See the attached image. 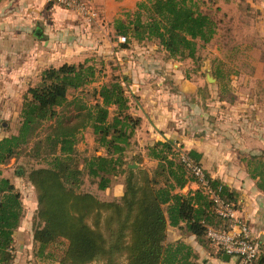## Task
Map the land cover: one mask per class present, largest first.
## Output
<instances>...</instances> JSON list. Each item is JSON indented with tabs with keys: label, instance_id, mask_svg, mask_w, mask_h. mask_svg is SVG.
I'll use <instances>...</instances> for the list:
<instances>
[{
	"label": "trees",
	"instance_id": "1",
	"mask_svg": "<svg viewBox=\"0 0 264 264\" xmlns=\"http://www.w3.org/2000/svg\"><path fill=\"white\" fill-rule=\"evenodd\" d=\"M114 28L119 39L157 41L166 58L174 60L195 59L200 42L207 44L217 34V23L196 0H142L134 12L116 18ZM126 41L119 40L121 48ZM93 61L44 69L23 95L17 133L0 139V165L17 158L30 145L31 158L48 159L47 166L32 168L28 174L37 196L33 223L37 256L56 264H120L122 258L126 264H199L191 244L183 239L168 240L169 226L195 235L204 248L223 253L207 237L209 228L226 227L210 195L203 188L182 192L197 179L181 160L177 142L157 141L149 147L148 156L156 161L152 172L129 166L128 147L140 119L129 111L130 100L122 82L115 78L103 82L95 89L96 103L75 95L97 81ZM59 108H67L69 113L61 114ZM85 130H91L104 153L86 158L82 168L76 145ZM189 154L202 165L197 151ZM141 159L136 160L138 164ZM261 167L260 163L256 166ZM84 172L101 190L124 175L123 194L107 201L83 192ZM206 173L218 194L237 207L236 193ZM22 218L20 192L0 174V264L12 263L14 235ZM244 263L264 264V248L257 259Z\"/></svg>",
	"mask_w": 264,
	"mask_h": 264
},
{
	"label": "crops",
	"instance_id": "2",
	"mask_svg": "<svg viewBox=\"0 0 264 264\" xmlns=\"http://www.w3.org/2000/svg\"><path fill=\"white\" fill-rule=\"evenodd\" d=\"M81 1L94 15L53 0H0L1 110L13 112L10 108H21L23 95L48 67L79 63L92 55L123 56L137 101L129 111L140 119L134 133L136 155L154 167L156 161L148 156V151L157 141L173 140L187 151H197L208 174L236 193L237 215L264 243V104L252 101L251 108H238V100L237 104L226 105L219 99L217 106L214 102L201 108L195 94L182 90L181 85L187 80L176 70L171 72L170 59L158 56L164 52L157 41H134L121 51L114 49L115 19L134 12L142 0ZM135 47H140V53ZM137 53L157 58L156 65L163 71L155 73L154 67L145 70L139 66ZM162 77H170L167 90L159 88L161 82H154ZM197 121H202V126ZM128 153L131 154L129 149ZM259 163L263 167L257 169ZM121 187L120 196L124 185ZM196 189L195 183L189 182L182 192ZM170 229L176 231L175 240L183 239L193 246L199 264H245L238 256L204 248L195 235L186 234L179 227L169 226Z\"/></svg>",
	"mask_w": 264,
	"mask_h": 264
},
{
	"label": "rangeland",
	"instance_id": "3",
	"mask_svg": "<svg viewBox=\"0 0 264 264\" xmlns=\"http://www.w3.org/2000/svg\"><path fill=\"white\" fill-rule=\"evenodd\" d=\"M196 1L200 9L212 16L217 23V34L207 44L200 42L195 59L169 60L172 64L169 67L171 68V72H175L176 70L183 79L187 80L182 83V90L188 94H195L200 100L198 102L202 105L201 108H206V103H210L211 105L216 102L215 106H217L219 99L224 100L223 104L226 105L237 104L238 100L241 104H237L238 108H251L252 101H254V104H264V0ZM88 10L93 12L90 8ZM118 37V34L113 36L116 41L114 47L116 51L121 49ZM134 41L127 37L125 46L132 44ZM139 43L141 44L142 42ZM133 49L137 52L140 51V47ZM146 49L149 48L146 47ZM133 54L136 53L133 52ZM158 56L162 57V59L164 58L163 60L166 58L165 52ZM135 57L139 59L137 60L140 63L139 66L145 68V70L154 67L153 71L155 73L163 71H161V67L156 65L155 59L157 58L154 56L146 58L139 54ZM92 58L98 70V79L93 84L86 86L83 91L76 92L75 95H78L89 104L96 103L98 99L95 95V89L100 88L103 82H108L115 78L119 79L125 86L126 94L130 100V108L132 106L135 108L137 101L131 91L132 78L125 65L123 56L118 57L116 54L109 56L103 54L99 57L92 55L86 59L91 60ZM173 64H177L179 67L175 68ZM208 74L214 78L213 81L208 80ZM219 76L222 77L221 80H219ZM169 79L170 77H162L161 81L154 80V82L155 84L161 82L159 88L167 90L166 87L170 88L168 85ZM258 91L259 93L257 94ZM185 95L187 96V94ZM73 96L74 94H71L69 98L72 99ZM8 109L6 110L8 111ZM10 109L13 112H5L3 108L2 110L0 108V137L17 133L19 129L21 108ZM70 109L73 111L74 106L71 105ZM59 110L61 114L69 113L67 108H59ZM114 112V109H111V116H113ZM198 124L202 126V121H197ZM135 140L133 136L128 147L131 152V154L127 153L128 162H132L130 164H137V167L143 164L142 168L152 172L153 165L144 158V160L141 159L140 164L137 163L139 157L136 158L138 156L136 155L138 154V148L135 146L137 145V141ZM175 148L181 149L177 145ZM30 152L31 145L23 150L17 158L11 159L7 164L0 165L1 176L11 180L16 190L20 192L23 203V218L20 227L17 228L14 235L15 241L12 247L14 258L11 264H40L42 262L56 264V261L42 259L37 256V245L33 238L37 196L28 180V174L32 168L47 166L48 159H33ZM76 152L78 164L84 168L86 158L93 154H102L104 153V149L98 146L91 130H85L80 134L76 145ZM84 173L81 185L83 192H90L100 199L107 201L119 198L122 192L121 185L124 184V175L117 176L110 188L101 190L98 188L97 181L90 178L86 172ZM193 183H195L196 188H199L196 180ZM167 233L168 240L173 241L176 239L177 234L174 229H170ZM126 263L127 260L122 258L120 264ZM90 264L104 263L93 262Z\"/></svg>",
	"mask_w": 264,
	"mask_h": 264
},
{
	"label": "built area",
	"instance_id": "4",
	"mask_svg": "<svg viewBox=\"0 0 264 264\" xmlns=\"http://www.w3.org/2000/svg\"><path fill=\"white\" fill-rule=\"evenodd\" d=\"M61 6L78 9L88 15H94L81 0H53ZM121 42L126 41L125 36L120 37ZM178 147L180 144H176ZM181 160L196 176L199 188H203L214 202L216 214L226 223L224 228L211 227L207 237L216 248L223 252L238 256L245 262L257 259L263 252V242L253 235L249 225L237 215L236 206L220 196L211 186L205 168L197 163L184 148L180 149Z\"/></svg>",
	"mask_w": 264,
	"mask_h": 264
},
{
	"label": "water",
	"instance_id": "5",
	"mask_svg": "<svg viewBox=\"0 0 264 264\" xmlns=\"http://www.w3.org/2000/svg\"><path fill=\"white\" fill-rule=\"evenodd\" d=\"M207 78H208L209 81H213L214 80V78L210 74L207 75ZM129 166L130 167H137V164H130Z\"/></svg>",
	"mask_w": 264,
	"mask_h": 264
}]
</instances>
